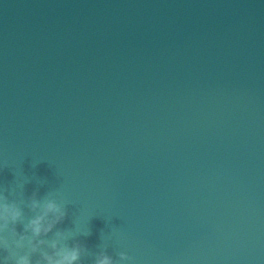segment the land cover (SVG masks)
<instances>
[{
	"label": "water",
	"instance_id": "water-1",
	"mask_svg": "<svg viewBox=\"0 0 264 264\" xmlns=\"http://www.w3.org/2000/svg\"><path fill=\"white\" fill-rule=\"evenodd\" d=\"M0 195L32 264H264V0H0Z\"/></svg>",
	"mask_w": 264,
	"mask_h": 264
},
{
	"label": "clouds",
	"instance_id": "clouds-1",
	"mask_svg": "<svg viewBox=\"0 0 264 264\" xmlns=\"http://www.w3.org/2000/svg\"><path fill=\"white\" fill-rule=\"evenodd\" d=\"M29 208L36 214L28 219L27 223L24 224V232H30L33 238L47 235L52 228L60 223L67 212L55 199H45L44 201H38L32 199L29 203ZM52 217L49 220V217ZM18 222H23V210L15 202H9L7 197L0 195V232L6 231L8 225L11 223L15 225ZM13 236L18 235L15 228L12 229ZM57 235H60L59 233ZM25 237L20 235V239L23 240ZM44 243L43 240H29L31 252L35 253L39 250L40 245ZM20 243L17 242V247H20ZM0 247H3L7 253L5 256V262L14 261V264H32L30 255L27 254H16L12 251L8 239L6 237H0ZM52 247L55 249V242L52 243ZM121 261H127L130 258L123 252L119 253ZM80 259L79 247L71 249H59L54 255L47 253H41V259L36 261V264H41V261L45 264H77ZM94 264H113L112 258L106 254H98L94 260Z\"/></svg>",
	"mask_w": 264,
	"mask_h": 264
}]
</instances>
